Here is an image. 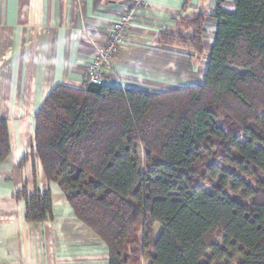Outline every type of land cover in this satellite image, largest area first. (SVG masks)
<instances>
[{
    "label": "trees",
    "instance_id": "16d2710c",
    "mask_svg": "<svg viewBox=\"0 0 264 264\" xmlns=\"http://www.w3.org/2000/svg\"><path fill=\"white\" fill-rule=\"evenodd\" d=\"M223 3L202 83L59 84L36 114L47 183L105 241L109 264H264V0ZM205 17L181 18L188 31L165 30L161 42L202 56ZM10 153L0 118V164ZM15 195L28 221L53 217L49 187Z\"/></svg>",
    "mask_w": 264,
    "mask_h": 264
},
{
    "label": "crops",
    "instance_id": "0c3cea01",
    "mask_svg": "<svg viewBox=\"0 0 264 264\" xmlns=\"http://www.w3.org/2000/svg\"><path fill=\"white\" fill-rule=\"evenodd\" d=\"M219 0H0V118L8 121L10 155L0 164V264H109L105 241L83 224L54 183L48 184L34 143L36 114L52 89L84 86L87 65L126 11L135 8L125 43L105 68V82L162 92L203 82L215 40ZM234 11V0H224ZM206 13L202 56L162 43L181 18ZM28 158L21 164L23 157ZM36 177V178H35ZM35 184L53 193V217L26 219L16 192ZM142 264H148L144 260Z\"/></svg>",
    "mask_w": 264,
    "mask_h": 264
},
{
    "label": "built area",
    "instance_id": "2783aa9c",
    "mask_svg": "<svg viewBox=\"0 0 264 264\" xmlns=\"http://www.w3.org/2000/svg\"><path fill=\"white\" fill-rule=\"evenodd\" d=\"M135 6L141 7L149 0H134ZM135 8L126 11L120 19L115 21L104 45L97 49L96 54L87 65L84 86L91 83L101 84L104 80V70L109 65L114 56L119 52L120 47L126 41L127 32L132 21Z\"/></svg>",
    "mask_w": 264,
    "mask_h": 264
},
{
    "label": "rangeland",
    "instance_id": "374dc122",
    "mask_svg": "<svg viewBox=\"0 0 264 264\" xmlns=\"http://www.w3.org/2000/svg\"><path fill=\"white\" fill-rule=\"evenodd\" d=\"M54 186H56L57 188H59V187L57 186V184H55V183H54ZM160 231H161V225H160V224H157V225H156V236L159 235Z\"/></svg>",
    "mask_w": 264,
    "mask_h": 264
}]
</instances>
